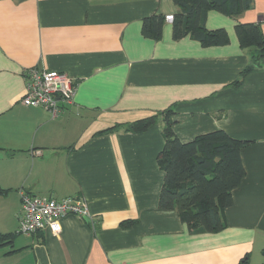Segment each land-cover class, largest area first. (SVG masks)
Listing matches in <instances>:
<instances>
[{
    "label": "crops",
    "instance_id": "crops-1",
    "mask_svg": "<svg viewBox=\"0 0 264 264\" xmlns=\"http://www.w3.org/2000/svg\"><path fill=\"white\" fill-rule=\"evenodd\" d=\"M177 13L172 0H0V235L13 241L2 264H264V66L232 86L256 54L235 28L255 23L264 35V0L238 17L208 13L206 28L229 34L224 46L175 41L167 17ZM154 15L166 18L159 40L143 34ZM30 69L75 80L56 118L21 103ZM169 109L183 143L215 131L249 142L219 233L192 234L159 210L162 121L104 133ZM22 192L84 199L90 222L68 216L57 235L18 234Z\"/></svg>",
    "mask_w": 264,
    "mask_h": 264
},
{
    "label": "trees",
    "instance_id": "trees-1",
    "mask_svg": "<svg viewBox=\"0 0 264 264\" xmlns=\"http://www.w3.org/2000/svg\"><path fill=\"white\" fill-rule=\"evenodd\" d=\"M178 13L172 22L175 41L192 37L203 47L227 45L230 41L225 29L208 30L207 15L217 11L238 17L253 7V0H172ZM166 18L154 15L143 21V34L159 40L163 36ZM235 32L242 49L254 48L256 54L241 77L232 86L239 87L245 77L264 66V35L258 24H239ZM174 111L169 109L155 116L118 125L108 132L145 133L163 122L164 149L157 157L159 168L165 173L160 194L159 210L176 212L192 234L219 233L227 228L225 212L233 206V192L246 176L241 159L249 142L230 137L224 131L200 135L183 143L175 134ZM7 191L0 189V195ZM129 221L123 228L134 225ZM12 235H0V249L12 244ZM242 264H248L245 259Z\"/></svg>",
    "mask_w": 264,
    "mask_h": 264
},
{
    "label": "built area",
    "instance_id": "built-area-1",
    "mask_svg": "<svg viewBox=\"0 0 264 264\" xmlns=\"http://www.w3.org/2000/svg\"><path fill=\"white\" fill-rule=\"evenodd\" d=\"M172 16L167 17L173 22ZM25 77V93L21 103L27 107L41 108L56 118L61 112L60 102L71 103L76 94L77 85L73 78L65 73L27 70ZM23 215L19 220L17 233L35 235L48 231L52 234L61 232V221L68 216H76L82 220L90 218V209L84 199L67 197L56 200L21 193Z\"/></svg>",
    "mask_w": 264,
    "mask_h": 264
},
{
    "label": "rangeland",
    "instance_id": "rangeland-1",
    "mask_svg": "<svg viewBox=\"0 0 264 264\" xmlns=\"http://www.w3.org/2000/svg\"><path fill=\"white\" fill-rule=\"evenodd\" d=\"M254 50H256V49H254ZM1 257H2V253H0V264H2V262H3L2 261L3 260V257L2 258Z\"/></svg>",
    "mask_w": 264,
    "mask_h": 264
},
{
    "label": "water",
    "instance_id": "water-1",
    "mask_svg": "<svg viewBox=\"0 0 264 264\" xmlns=\"http://www.w3.org/2000/svg\"><path fill=\"white\" fill-rule=\"evenodd\" d=\"M86 222H90V219L89 218H85L84 219Z\"/></svg>",
    "mask_w": 264,
    "mask_h": 264
}]
</instances>
